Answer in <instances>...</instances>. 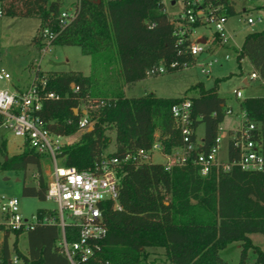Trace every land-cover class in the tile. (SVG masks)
<instances>
[{"label": "trees", "instance_id": "trees-1", "mask_svg": "<svg viewBox=\"0 0 264 264\" xmlns=\"http://www.w3.org/2000/svg\"><path fill=\"white\" fill-rule=\"evenodd\" d=\"M216 4H223L228 16L235 13L233 0H216ZM0 8L2 15L39 19L37 34L32 38L39 50L44 45L41 31L49 26L56 33L52 45L79 46L92 59L89 75L74 70L34 71L47 78L46 90L58 95L45 100L42 110L46 127L54 133L69 136L79 130L82 101L103 102L91 118L92 129L84 131L79 141L62 148L65 165L95 170L105 156L123 159L139 149L150 150L155 141L161 143L164 153H171L183 143L171 109L185 98L192 101L194 139L196 129L204 126L202 144L193 151V157L215 145L229 109L219 94L220 79L209 88L198 82L181 97H162L153 92L130 97L123 89L126 83L145 79L151 68L164 64L173 70L172 62H195L190 54L178 53L189 41L177 44L163 0H79L75 19L64 28L58 26L61 0H0ZM237 57L239 62L246 58L264 81V30L246 34ZM114 61L122 84H108L100 74L101 70L112 71ZM190 91L197 95L188 96ZM239 109L246 113L247 122L256 124L254 133L259 138L264 121L263 98L239 100ZM112 132L115 149L108 151ZM0 153V171L25 174L29 166H35L38 185L24 184L23 194L45 200L46 157L29 147L9 156L4 139ZM239 156L231 140L230 169L213 166L205 176L193 159L169 171L161 163L122 162L117 169L121 208L111 203L105 207L106 235L81 264H231L220 251L233 242L240 243L237 264H252L250 252L255 254L257 264H264V251L250 237L252 233L264 235V172L233 164ZM45 213L55 215L44 208L37 210L39 215ZM65 233L69 242L78 239L73 225H67ZM22 234L28 240L26 252L19 248ZM14 236L10 247L9 234L5 235L0 264H70L59 246L61 229L57 223H39L33 230L16 231ZM150 249H163L164 259H150ZM12 254L18 257L17 263L11 261Z\"/></svg>", "mask_w": 264, "mask_h": 264}, {"label": "built area", "instance_id": "built-area-1", "mask_svg": "<svg viewBox=\"0 0 264 264\" xmlns=\"http://www.w3.org/2000/svg\"><path fill=\"white\" fill-rule=\"evenodd\" d=\"M185 9L177 17L171 19L177 44L183 45L189 41L185 48H180L178 53H188L196 61L199 55L208 52L210 44H225L229 36L226 35V23L228 19L227 9L223 4L214 5L216 0H183ZM71 6L62 8L58 17L59 28H64L76 17L79 0H71ZM0 15L2 11L0 8ZM262 21L261 17L256 19ZM249 17L247 22H256ZM214 28L211 40L206 34L197 33L198 28ZM197 33V34H196ZM44 45L41 48L46 53L52 46V40L56 37L49 26L42 29ZM204 40V42H203ZM224 58H230L225 54ZM216 57H210L204 64L209 66L217 62ZM195 63V62H194ZM193 63V64H194ZM192 64L184 62H172V68L188 67ZM161 66L147 71V77L156 73H164ZM251 80L260 78V75L252 71ZM47 78L34 73L30 83L21 86L12 82V75L4 68H0V129L13 132L22 138L26 147L52 161L53 168L47 179L46 199L55 202L57 209L52 210L55 215L48 213L35 214L30 219L25 218L20 211L18 198H6L0 205V250L6 234H14L16 231L33 230L37 224H54L61 229L59 246L68 258L70 264L85 262L98 247L97 242L105 237L107 229L104 224L103 212L108 204L120 209L119 190L120 184L117 169L122 162L142 164L153 162L154 152H160L165 158L161 163L165 170L173 167L185 166L190 159L200 167V173L205 176L211 167L221 165L228 170L231 163H220L218 153L220 150L221 136L215 139L208 151H200L193 157V151L202 144V140L194 139L195 130L192 127V101L185 98L172 106V115L176 127L182 137V145L173 149L171 153H164L159 141H155L150 150L139 149L135 153L127 154L123 159L113 156H105L95 167V170H79L76 166L65 165L62 161V148L71 142L64 141L65 135L52 132L46 127L42 118L43 102L48 99H56L58 95L54 91H47ZM236 96L241 97V92L236 91ZM103 102L86 100L79 107V130L86 131L92 128V116ZM227 113H232L229 108ZM242 124L232 139L233 145L239 150L240 156L233 164L244 170L264 172V143L260 137H256L254 130L256 124L247 122L246 113L241 111ZM264 122V121H263ZM69 220V221H68ZM73 225L77 228L78 239L69 242L66 239L65 227ZM2 261L0 255V263ZM13 263L18 262L15 254L11 255Z\"/></svg>", "mask_w": 264, "mask_h": 264}, {"label": "rangeland", "instance_id": "rangeland-1", "mask_svg": "<svg viewBox=\"0 0 264 264\" xmlns=\"http://www.w3.org/2000/svg\"><path fill=\"white\" fill-rule=\"evenodd\" d=\"M63 7H70L71 0H61ZM108 1V0H104ZM235 3V13L230 15L226 23V35L230 36L223 47L217 51L220 44L214 43L216 46H210L208 51L198 56L195 63L188 67H177L169 70L164 64V73H156L143 80L135 83H126L123 89L127 96H141L146 93L154 92L162 97H181L192 85L203 82L205 87L209 88L215 84L216 79L219 82V94L226 99L228 108L232 109V113H227L224 119L225 130L221 131V143L218 153L219 160L228 161L229 139L234 137L236 131L230 133L228 129L235 130L241 121V113L239 109V100L249 97H260L264 100V81L260 78L251 80L250 85H245L242 81L244 76L249 77L253 71L247 59L238 61L237 50L240 49L246 34L253 31L264 30V1L263 0H233ZM165 12L170 19L177 17L184 11L185 5L183 0H163ZM251 17L256 20L258 17L262 21L249 24L247 19ZM40 21L34 17H12L0 15V68H4L12 75V82L24 86L30 83L36 68L44 72L47 71H84L85 74L92 68V59L88 55H84L79 46L68 45H52L46 53L39 50L33 43L32 38L37 34ZM214 28H198L197 33H204L210 39L212 38ZM196 33V34H197ZM225 54H229L230 58L225 59ZM210 57H216L217 62H213L211 66L204 64ZM111 70H101V76L106 83H120L123 80L119 76L117 70L118 65L112 62ZM111 71V72H110ZM236 91L241 92V97L236 96ZM196 91H190L188 96H196ZM260 139L264 143V122L260 126ZM84 131L65 136L64 141L77 142ZM198 132L202 135L203 125H200ZM113 142L108 151L115 149V134L112 132ZM6 140L7 153L9 156L20 153L26 147L22 138L17 137L13 132L0 129V143ZM3 155L0 153V162ZM165 158L160 152H154L153 162L163 163ZM53 164L49 159L43 162L44 175L46 180L49 178V172L52 170ZM38 185V174L35 166H29L24 174L17 171H0V205L6 198H18L20 202V211L25 218H31L37 214L39 208L47 210H55L57 206L52 200H40L34 196L23 194V186ZM1 219V211H0ZM69 221V220H68ZM250 237L254 244L261 247L264 251V235L260 233H252ZM15 239L14 234H10L8 242L12 247ZM19 248L26 252L28 249V240L26 234H22L19 238ZM12 249V248H11ZM220 255L231 264H237L240 258V243H230L225 249L220 251ZM150 259L163 260V249H150ZM250 262H255V254L250 252Z\"/></svg>", "mask_w": 264, "mask_h": 264}, {"label": "crops", "instance_id": "crops-1", "mask_svg": "<svg viewBox=\"0 0 264 264\" xmlns=\"http://www.w3.org/2000/svg\"><path fill=\"white\" fill-rule=\"evenodd\" d=\"M203 34V33H202ZM208 37V36H207ZM230 38H231V35L229 36ZM210 39V38H209ZM211 40V39H210ZM218 43H216V45H217ZM211 45H213V47H211V50H212V48H215L216 46L214 45V44H210V46ZM225 44H220V45H218V47H217V51H218V49L220 48V47H223ZM210 46H209V48H210ZM217 51H215V52H217ZM210 54H214V53H211L210 51H208ZM244 59H246V58H243L242 60H244ZM249 62V61H248ZM249 64H250V62H249ZM250 66H251V68L253 69V67H252V65L250 64ZM254 71V70H253ZM81 72H83L84 74H85V72L84 71H81ZM89 72H91V70L89 71ZM85 75H89V74H85ZM249 77H250V75H249ZM249 77H247V76H244L243 78H242V81H243V83L245 84V85H250V81H251V79L249 78ZM29 84V83H28ZM27 85V84H26ZM26 85H24V86H26ZM154 93V92H153ZM240 113H241V111H240ZM241 124H242V117H241V121H240V124H239V126H238V128H236L235 130H232V129H228L229 131H230V133L231 132H233V131H238L239 129H240V127H241ZM224 125H225V121L221 124V127H220V132H219V136H221V131L222 130H225V127H224ZM200 127V126H199ZM199 127L196 129V135H197V138L199 139V140H202L203 139V137H204V126H203V133H202V135L198 132V130H199ZM235 137V136H234ZM234 137H232V138H230L229 139V142L234 138ZM218 161L220 162V163H226V162H222V161H220L219 160V157H218Z\"/></svg>", "mask_w": 264, "mask_h": 264}, {"label": "water", "instance_id": "water-1", "mask_svg": "<svg viewBox=\"0 0 264 264\" xmlns=\"http://www.w3.org/2000/svg\"><path fill=\"white\" fill-rule=\"evenodd\" d=\"M98 2H100V0H98ZM204 42V40H203ZM75 113L77 114L78 113V109H75ZM92 128H90L89 130H91Z\"/></svg>", "mask_w": 264, "mask_h": 264}]
</instances>
